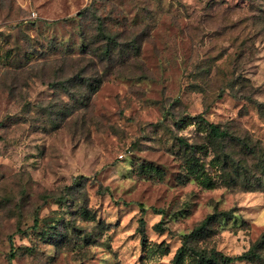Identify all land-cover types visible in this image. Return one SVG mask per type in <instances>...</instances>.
<instances>
[{
  "label": "rangeland",
  "instance_id": "374dc122",
  "mask_svg": "<svg viewBox=\"0 0 264 264\" xmlns=\"http://www.w3.org/2000/svg\"><path fill=\"white\" fill-rule=\"evenodd\" d=\"M263 233L264 0H0V264H264Z\"/></svg>",
  "mask_w": 264,
  "mask_h": 264
},
{
  "label": "trees",
  "instance_id": "16d2710c",
  "mask_svg": "<svg viewBox=\"0 0 264 264\" xmlns=\"http://www.w3.org/2000/svg\"><path fill=\"white\" fill-rule=\"evenodd\" d=\"M211 127H210V130L215 134V135H222L223 134V131L221 130V129H219L217 126H215L214 124H212V123H210L209 124ZM210 215H213V213H211ZM210 215H208L207 217H206V219L210 216ZM206 219H204V220H201V222L199 223V225L198 226H205V221H206ZM264 234V233H263ZM182 248H181V246L179 247V250H181ZM179 254H176V255H174V257L172 258L174 261L177 259V256H178ZM244 257H246L245 256V254H241L240 256H237L236 258H244ZM229 258L227 257L226 258V260H228ZM175 264V263H174Z\"/></svg>",
  "mask_w": 264,
  "mask_h": 264
}]
</instances>
